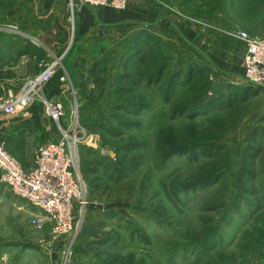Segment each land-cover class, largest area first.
Instances as JSON below:
<instances>
[{
    "label": "rangeland",
    "instance_id": "1",
    "mask_svg": "<svg viewBox=\"0 0 264 264\" xmlns=\"http://www.w3.org/2000/svg\"><path fill=\"white\" fill-rule=\"evenodd\" d=\"M77 1L81 3L70 5L66 43L51 46L64 38L48 32L34 36L42 44L30 49L42 61L40 72L53 61L61 63L60 72L68 67L61 125L73 122L72 134L84 140L74 170L83 180L87 205L75 204L74 231L55 241L50 225L37 230L31 211L0 199V264H264V90L229 109L231 95L241 98V93L256 88L244 74L224 72L218 59L222 53L234 69L241 52L244 68L245 45L235 33L264 39V0H133L151 13L141 21L142 40L147 35L155 40L148 43L153 42L146 69L123 68L142 76L137 91L123 96L118 85L133 84L117 78L128 61L124 53L133 46L129 43L134 33L109 46L103 60L97 62L93 52L91 67L75 68L80 55L74 44ZM26 6L31 20L40 14L37 0H0V35L34 32L13 16ZM166 60L169 72L180 65H198L207 68V78H198L189 89L179 85L168 102L167 79L149 86L147 78L149 67L156 70ZM4 74L3 98L20 92L27 82L7 85ZM135 102L147 108L139 115L119 110ZM197 103L205 104V111L172 119L177 107ZM41 107L32 108L39 112ZM121 119L137 127H122ZM54 130L48 137L38 135V142L33 135H23L21 141L14 139L15 147L33 160L40 143L61 139L55 123ZM251 142L260 149L255 174L239 182L242 168L251 161L246 156ZM198 143L215 149L168 157L175 147Z\"/></svg>",
    "mask_w": 264,
    "mask_h": 264
},
{
    "label": "built area",
    "instance_id": "2",
    "mask_svg": "<svg viewBox=\"0 0 264 264\" xmlns=\"http://www.w3.org/2000/svg\"><path fill=\"white\" fill-rule=\"evenodd\" d=\"M84 6L97 9L123 11L129 0H80ZM245 45L244 79L252 86L264 89V39L251 37L246 32L235 33ZM59 61L47 65L44 71L28 78L20 92L9 97L0 96V120L18 113L29 115L35 104H42L51 121L57 124L60 140L46 142L37 147L35 166L27 172L0 141V184L7 186L12 193L27 201L37 212L33 225L43 230L50 225L52 238L71 234L74 231L75 204L81 208L87 205L84 183L75 173L79 146L83 138L72 134L73 122L63 127L66 117L65 106L60 100L47 98L48 86L61 69ZM61 82L68 83L63 75ZM77 174V175H76Z\"/></svg>",
    "mask_w": 264,
    "mask_h": 264
},
{
    "label": "crops",
    "instance_id": "3",
    "mask_svg": "<svg viewBox=\"0 0 264 264\" xmlns=\"http://www.w3.org/2000/svg\"><path fill=\"white\" fill-rule=\"evenodd\" d=\"M74 1L75 0H37V9L40 14H35L33 20H31V12H29L28 6L23 7L21 11L13 14L23 28H32L34 32L24 33V35L21 36L0 35V39H4L0 41V73L5 72L4 77H2L3 83L14 85L15 83L24 81L26 78L34 77L40 73V62L42 61L37 60L38 55L33 52L34 50L31 51L30 49V45L38 46L37 43L42 44L39 39L35 37L40 38L48 34V32H51L53 35H60L61 39L64 38L63 42L62 40L61 42H57L56 40L52 44L50 43L51 46H61L66 43L64 42L66 40L65 38L69 39V26L66 25L70 19L68 13L70 12V5H73ZM76 7V13L74 15L76 18L74 19L76 20L74 44L79 46L78 54L80 55L78 65L74 63L75 68L91 67L89 62L91 61L90 56L93 52L97 55V62L103 60V53H107L108 49L111 48L115 42L119 40L121 42L123 41L121 40L122 35L125 37L126 35H130L131 32L133 34L139 30L142 25L141 21H146L145 17H147V14L151 15V13H145L143 8L133 0L129 3L127 9L123 11L97 9L96 7L91 8L83 6L80 2L77 3ZM35 23L37 25H35ZM37 27H40V29L38 28L39 30L35 31ZM41 28L44 29L42 30ZM73 50L75 51V48ZM218 55L219 62H221V66H223L220 67L224 72L231 73V71H233L235 74L243 76V53L240 52L239 66L237 64L234 69L231 67L230 62L225 60L226 58H224L222 53ZM70 64L72 66V63L69 62L68 65L70 66ZM93 67L94 70L99 72L98 68L95 66ZM62 74L68 77L69 83L70 75L68 67H63ZM100 76L101 75L98 76L97 80L100 79ZM84 77H90V74L84 75ZM232 85L238 84L233 81ZM64 86L67 85H60L61 89H64ZM48 93L49 95L51 93V88L49 89V87ZM51 98L61 101L62 98H66V90L64 89L63 91L57 92ZM38 109L41 111L37 112V109L32 108L28 116L24 113H18L0 120V141L5 143L6 150L17 159L27 172L33 170L35 166V154L33 160L23 156L24 149L15 147L14 139L21 141L23 135L27 134L29 137L31 135L35 136L36 142H38V135L42 134L48 137L52 135L53 131L55 132L54 122L49 119L45 108L41 107ZM25 138H27V136ZM0 199L1 201H10L20 209L24 210L26 208L29 210L28 212L31 211L32 215L37 212L35 209L31 210V206L27 201L15 196L7 186L2 184H0Z\"/></svg>",
    "mask_w": 264,
    "mask_h": 264
},
{
    "label": "trees",
    "instance_id": "4",
    "mask_svg": "<svg viewBox=\"0 0 264 264\" xmlns=\"http://www.w3.org/2000/svg\"><path fill=\"white\" fill-rule=\"evenodd\" d=\"M141 33L142 32L140 30H137L136 32H134V34H133L134 37H132V40L130 41L131 44L129 43V45H133V46H130L128 48V50L125 51L126 53H124V57H127L128 61L125 64H122V66L124 65L122 67V69L123 68L124 69L126 68L125 70H134L135 69V71H136V70H138V68L139 69H146V67L149 66L150 60H149L148 54H150L149 53L150 48H151L155 38L148 37V35H147V38L145 40H142L143 36ZM143 34L146 35V33H143ZM152 40H153V42L151 44H148ZM143 41H144V44L142 43ZM147 46H148V48H147ZM167 62H168L167 60L162 62L160 64L159 68H156V70L150 69V67H149V69L147 68L148 70H150L149 71L150 75L147 76V78H148V85L149 86H155V85L158 86L159 84H161L163 82L164 79H167L166 83H165L166 88L164 89V91H165L164 97H165V100L168 102H169V100H172L173 95L175 94L176 89L179 85L187 86V89H189L190 87L192 88L196 84L195 81L198 78H207L208 70L206 68V70H207V72H206V70L201 68L203 66L199 67L197 65V67H193V66L190 67V65H188L186 69H181V65H180V66H177L173 71L169 72V70L171 68L168 66ZM130 67H133L134 69H129ZM123 70L121 72H119L117 81L119 80L121 82L125 81V83L126 82L131 83V84H133V88L119 84L118 85L119 96H123L122 93H125V94L128 92L129 93H131V92L135 93L137 91V88L140 86V84H142V78H141L142 76L141 75H138V74L133 75V73H130V72L128 73L125 70L124 71ZM62 77H63V74L60 71L55 75V77L53 78V80L51 81V83L48 86L49 89L51 88V93L49 95V93L47 91V98L53 99L51 97L54 94H56L57 92L61 91L60 85L62 83L61 82ZM255 88L256 89H254V90H246L244 93L240 92L241 98H239V96H238V98H235L231 95L230 99L232 102L228 103L230 106L228 105L229 107L228 106L227 107L229 109H232L233 107H235V105H238V104L240 105L239 102L241 100L248 102V100H249L248 97L250 96V93H252L253 96H256L257 94H260V91L264 90V89L259 88V87H255ZM210 103L211 102H208L207 104H210ZM202 104L197 103V104H192V105L186 106V107H184V106L177 107V109H175V112L172 114V119H175L174 117H176L177 115L184 116L186 114H194V113L196 114L198 111H201L202 109H203L202 111H205V109H206L204 106L205 104H203V105ZM146 106L147 105H145L142 102H135V103H131V104L127 103V104H124V106H122V108H119V110L124 108L127 114L139 115L137 113L145 110L147 108ZM175 113H177V114H175ZM120 125L122 127H128V128L137 127V125H136V123H134V121H131V120L125 121L123 119L120 120ZM252 142L255 143L256 141L252 140ZM253 143L249 146L248 153L246 154L247 160L249 159L251 161L246 162L247 164H245V167H247V168H242L244 170H242L240 172V175L238 177L239 182H242L244 178L252 180L253 176L255 174V170H253V169L255 167V160H256L257 156L259 155L260 149L258 146H256ZM204 147H210V146H205L204 144L202 145V144L198 143V144H194L193 146H190V147H175V148H173L172 152L170 153V156H168V157H172V156L177 155V154L180 155L181 153H185V152L194 153L197 150L204 149ZM210 149H215V148L210 147L209 151H210ZM213 183H215V182H213ZM191 185L189 186V189H195V187L191 186ZM260 206H261V210L263 211L264 206L262 205V203L260 204Z\"/></svg>",
    "mask_w": 264,
    "mask_h": 264
}]
</instances>
